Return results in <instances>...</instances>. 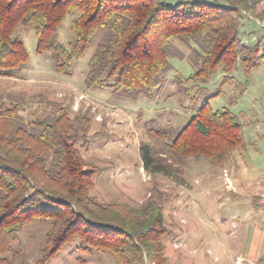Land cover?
Returning <instances> with one entry per match:
<instances>
[{
  "label": "trees",
  "instance_id": "obj_1",
  "mask_svg": "<svg viewBox=\"0 0 264 264\" xmlns=\"http://www.w3.org/2000/svg\"><path fill=\"white\" fill-rule=\"evenodd\" d=\"M261 1L0 0V76H14L28 60L19 27L34 31L36 52L50 51L64 76L104 29L88 61L87 87L149 95L171 68L172 38L200 49H194L196 69L186 83H207L220 72L223 84L237 63L248 75L264 63V42L240 37L245 13L263 20ZM68 14L74 37L65 46L57 33ZM21 106L0 100V264H13L8 255L18 251L19 233L36 218L48 220L49 229L40 257L29 264H49L72 243L83 253L107 252L120 264H168L161 239L168 231L157 201L105 203L90 193L93 170L75 145L88 126L81 135L76 131L70 105L25 125L15 122ZM245 146L238 117L226 108L212 110L206 101L167 144L171 160L146 151L144 169L168 175L187 156L221 165Z\"/></svg>",
  "mask_w": 264,
  "mask_h": 264
},
{
  "label": "rangeland",
  "instance_id": "obj_2",
  "mask_svg": "<svg viewBox=\"0 0 264 264\" xmlns=\"http://www.w3.org/2000/svg\"><path fill=\"white\" fill-rule=\"evenodd\" d=\"M263 4L264 0L258 7ZM245 14L240 24L242 41L264 42V18L258 22ZM72 18L68 14L58 29L57 39L65 46L74 37ZM18 35L28 60L14 76H0V100L22 105L15 121L20 125L70 105L68 113L76 131L81 135L88 126L75 145L93 170L92 195L105 203L157 201L168 231L161 238L168 264H264V250L258 253V244L252 241L254 231L264 234V215L254 214L253 207L259 198L252 187L237 189L241 169L235 166L236 161L250 165L254 159L264 160V63L249 75L237 63L223 84L220 72L207 83H186L184 78L196 69L194 49H200L191 41L172 38L171 68L151 93L121 95L84 84L89 58L104 38V29L94 34L86 52L73 62L70 76L56 71L50 51L36 52L31 28L19 27ZM206 101L212 110L226 108L238 117L246 143L242 155L235 152L221 165L202 156H187L168 175L144 169L146 151L155 159L171 160L167 144ZM260 213L264 214V208ZM48 229L44 218L24 226L15 246L18 251L8 255L11 262L37 260ZM49 264L120 263L107 252L83 253L72 243L62 247Z\"/></svg>",
  "mask_w": 264,
  "mask_h": 264
},
{
  "label": "crops",
  "instance_id": "obj_3",
  "mask_svg": "<svg viewBox=\"0 0 264 264\" xmlns=\"http://www.w3.org/2000/svg\"><path fill=\"white\" fill-rule=\"evenodd\" d=\"M237 162L239 161H236L235 166L237 165V169L238 167L241 169L240 179H236L237 189L238 190L240 189L239 186H241L242 188H248V187L253 188L252 189L253 195L259 198L258 201L253 206L254 214H260L262 217V215L264 214L260 213V211L262 208H264V160L257 161L256 159H254L250 165H245L243 161L241 162L242 165L238 164ZM225 167L227 168L228 164H226ZM232 185L233 184L231 182L230 186ZM254 234L255 236L252 237V241L254 244H258L259 247L257 246L256 249L259 253V251L264 250V234H262L259 230L256 232L254 231L253 235Z\"/></svg>",
  "mask_w": 264,
  "mask_h": 264
}]
</instances>
